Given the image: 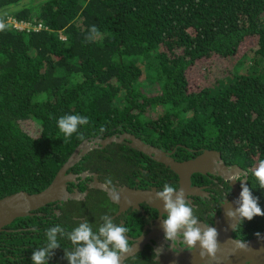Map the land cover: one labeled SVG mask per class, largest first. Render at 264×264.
Masks as SVG:
<instances>
[{"label":"trees","instance_id":"obj_1","mask_svg":"<svg viewBox=\"0 0 264 264\" xmlns=\"http://www.w3.org/2000/svg\"><path fill=\"white\" fill-rule=\"evenodd\" d=\"M31 1L0 0V12L25 25L4 23L0 30V197L41 190L73 148L92 136L138 133L164 149H215L253 169L264 159V0ZM249 35H256L257 47L244 73L187 91L188 65L211 54L232 55ZM150 86L155 92L148 95ZM156 106L157 115H143ZM65 114L89 123L66 137L57 126ZM129 154L130 147L110 142L84 159L102 173ZM48 205L38 209L45 217L15 218L33 228L24 230L26 239L17 233L9 241V253L23 249L13 246L19 241L32 256L47 244L42 231L77 227L60 220L66 213L100 219L112 212L106 195L92 188L82 201L55 205L58 217ZM5 260L0 254V264Z\"/></svg>","mask_w":264,"mask_h":264},{"label":"flooded vegetation","instance_id":"obj_2","mask_svg":"<svg viewBox=\"0 0 264 264\" xmlns=\"http://www.w3.org/2000/svg\"><path fill=\"white\" fill-rule=\"evenodd\" d=\"M121 133L122 132L115 135L119 136ZM131 134L143 141V135L138 133ZM95 137L100 138L99 136H92L85 139L90 140ZM115 143L119 146L130 147L131 154H129L127 159L118 157L112 162V164H108V167H110L108 172L97 173L96 171L89 169L90 163H87V165L85 164L87 158L84 159V156L87 155L90 150L95 148L89 149L84 153L82 158L80 157V159L68 169V171L75 174L84 172V178L81 180L78 179L76 184H74L73 181L67 183V190L69 191L71 188L78 189L79 184L82 183L83 188L78 190H86L88 193L89 189H91L88 188V185L92 180L91 173H95V178L103 183L105 179L109 177L112 179L113 185L121 196V201L119 203L111 201L106 193L102 191L107 197L108 207L112 209V212H109V216L113 218L114 223L127 227L128 232L126 233V238L129 240L130 246L133 245L132 254L130 253V255L122 258L121 264H156L153 250L157 248H163L161 255L156 258L159 261V264H223L221 257L217 260H209L208 258L201 259L199 256L197 257L198 251L196 248H181L183 246L179 243H177L175 247H170L171 241L165 240V233L162 228L163 218L166 217L167 214L166 211L163 208H160V210L157 207L150 205L145 200H136V196L129 194L128 190L146 191L153 188L157 191L162 190L165 183H168L177 189V174L162 163L154 161L147 155H144L137 149L131 147L127 144L128 140L126 138ZM146 144L154 146L162 151L171 152V158L179 161L193 158L203 150L210 149L205 147H194L178 151L176 148L180 146V144H175L167 149L162 148V146L157 143ZM121 150L122 148H120L119 153H121ZM215 151L219 153L221 163V167H219L220 169H212V167H209L205 172L192 173L189 177V191L185 194V199L190 203L194 215L199 220L198 224L201 227L204 224L214 227L217 221L222 218L221 213L223 207L232 203L230 206L234 209L236 206L234 202L239 198L242 190L241 183H244L249 187L253 196L258 198V205L261 207L262 211H264V188L259 186L257 178H255L250 171V169L253 168L248 165H239L234 162V160L231 161V158L226 153H221L218 150ZM91 157L93 158L92 154ZM99 162L105 163L106 161L102 159ZM81 166H84V168L80 169ZM106 167L107 165H103V168ZM236 172L241 174L238 177L239 180H245L230 182L229 178ZM71 200L79 202L84 200V198L82 200ZM125 200L128 201L127 204H125ZM55 205L49 204L48 206L53 208L51 209V213L58 217L59 210L55 208ZM105 213L106 212L99 214V216H103ZM33 215L45 217L47 211H39L30 216ZM96 218L97 220L94 219V223L102 224L101 219H99L98 216ZM88 219L89 213L88 215L85 214V216L83 214L78 215L66 213L60 218L62 221H69L74 224H77L80 220L88 221ZM14 220L3 226L0 230V254L6 259L3 264H33V262L28 261L31 257L30 251L27 249L28 246L21 245L19 241H16L17 243L13 244V246L17 248L23 246V249H21L20 252L17 251L14 255L8 252V249L11 248V243L9 241H12L14 237L17 236V233L26 239L30 233L25 234L24 230L27 228H33L31 226H19L18 223L23 225L25 224V220ZM89 223H91L90 219ZM229 223L232 224L233 222L229 221L227 217L224 228H227L228 230L230 229L231 238L247 241L254 238L256 233H259L264 228V216H254L252 220L245 219L236 226L234 224L233 226L235 227L230 226ZM97 229L98 227H93V231H96ZM71 230L70 227L65 228V231L70 232ZM46 232L42 231L40 234L41 239L42 235H46ZM222 233H224V231H222ZM222 235L223 237L226 236V234ZM57 238L61 247L53 250L54 254L50 257L48 264H68V261L64 258V249L71 250L73 245L72 243L66 245V237L61 238L58 234ZM241 264H254V262L251 263L244 260Z\"/></svg>","mask_w":264,"mask_h":264},{"label":"clouds","instance_id":"obj_3","mask_svg":"<svg viewBox=\"0 0 264 264\" xmlns=\"http://www.w3.org/2000/svg\"><path fill=\"white\" fill-rule=\"evenodd\" d=\"M4 25L0 23V30ZM91 33H96L97 29L93 25ZM89 119L79 114H65L58 118L57 126L66 137H71L76 133L78 126L87 125ZM257 178L259 186L264 188V159L258 162L254 169H250ZM239 172L233 173L229 178L232 181L239 180ZM104 186L109 189L110 197L115 202L121 201L118 190L113 185L112 179H105ZM241 192L239 198L234 202L237 205L234 209L229 207L225 215L229 221H235V226L245 219L252 220L254 216H264V211L258 205V198L254 197L249 187L241 183ZM155 199L162 201L163 208L166 211V217L163 218L162 228L165 233V240L171 241L170 247H175L177 243L181 248L195 249L199 242V257L201 259L210 258L217 260L219 244L217 241L218 232L214 227L204 224L202 227L198 224V218L193 213V208L185 199L183 190H177L174 186L165 183L162 190H157ZM128 201L125 200V204ZM225 203V202H224ZM102 224L93 231L91 223L87 220L78 221V226L70 232L65 231L60 225L51 227L46 232L47 244L44 247L36 248L31 256L33 264H48V260L54 254L53 250L60 248L58 234L61 238H67L73 245L71 250L64 249V258L68 264H121L124 255L133 250L129 240L126 238L128 229L126 226L116 224L113 218L107 214L100 217ZM233 226V224H230ZM260 238V234L256 233ZM235 248L242 251H249L250 247L246 240L235 239ZM163 248L153 250V256L156 259L161 255Z\"/></svg>","mask_w":264,"mask_h":264},{"label":"water","instance_id":"obj_4","mask_svg":"<svg viewBox=\"0 0 264 264\" xmlns=\"http://www.w3.org/2000/svg\"><path fill=\"white\" fill-rule=\"evenodd\" d=\"M123 138L128 140L127 144L131 147L174 171L178 176L177 190H183L185 194L189 191V177L192 173L205 172L209 167H212V169L217 168L219 170V167H221L219 153L215 150L206 149L193 158L182 161L174 160L170 156L171 152L162 151L154 146L148 145L128 132H122L119 136L111 134L100 138L95 137L90 140L84 139L73 148L66 160L59 166L52 179L44 188L33 193L18 190L0 197V230L15 218L30 216L36 212L38 213V209L47 204H60L61 201H66L67 199L82 200L87 194V191H79L76 188H71V190L68 191L67 183L73 181L74 184H76L78 179L81 180L84 178V172L75 174L68 171V169L89 149L100 148L110 142H118ZM90 175L92 176V180L89 183L88 188L104 191L108 198L113 201L110 197L109 189L104 186V183L95 178V173H91ZM128 193L135 195L136 200H145L158 209L163 208L162 201L155 199L156 191L153 188L146 191L128 190ZM231 204L232 203L223 207L221 213L222 218L218 220L214 226L218 232V259L221 257L223 264H241L244 260L251 263L254 262V264H264V228L259 232L260 238L255 236L254 238L247 240L250 247L249 251L245 252L235 248V239L231 238L230 229L228 230L227 228H224V224L227 220L225 212L231 207ZM230 224L231 223H229V225ZM232 224L234 225L235 221H233ZM222 231H224V233H222ZM222 234H226V236L223 237ZM196 250L198 251V257L200 251L199 242H197ZM128 255H130V253L124 255L122 258H125ZM208 259L212 260L210 258Z\"/></svg>","mask_w":264,"mask_h":264},{"label":"rangeland","instance_id":"obj_5","mask_svg":"<svg viewBox=\"0 0 264 264\" xmlns=\"http://www.w3.org/2000/svg\"><path fill=\"white\" fill-rule=\"evenodd\" d=\"M31 1V0H29ZM32 2V1H31ZM33 3V2H32ZM9 13V12H8ZM264 16V12L263 15ZM14 21L6 12H0V23L11 26H21ZM257 47L256 35L246 36L237 46L234 54L222 57L216 54H211L207 57H202L195 60L192 64L188 65L185 69L186 87L189 92H197L204 87H210L216 83V80L229 75L233 71L235 73H244L247 69L253 50ZM144 74L140 75L142 79ZM113 81V80H112ZM156 88V86H155ZM149 89V90H148ZM148 95L154 93L151 86L147 88ZM161 107L148 108L144 111L143 115L154 117L159 113ZM105 214L109 215V212ZM104 214V215H105ZM89 219L97 220L95 215H91ZM88 219V222H89ZM92 224H95L94 222ZM101 223L95 224L96 228ZM93 228V227H92Z\"/></svg>","mask_w":264,"mask_h":264},{"label":"built area","instance_id":"obj_6","mask_svg":"<svg viewBox=\"0 0 264 264\" xmlns=\"http://www.w3.org/2000/svg\"><path fill=\"white\" fill-rule=\"evenodd\" d=\"M14 23H17V22H14ZM19 24V23H18ZM20 25V24H19ZM22 26H25V25H21V26H16V27H22ZM38 27H39V25H38ZM37 28V27H36Z\"/></svg>","mask_w":264,"mask_h":264},{"label":"bare ground","instance_id":"obj_7","mask_svg":"<svg viewBox=\"0 0 264 264\" xmlns=\"http://www.w3.org/2000/svg\"><path fill=\"white\" fill-rule=\"evenodd\" d=\"M83 156V155H82ZM82 156H80L82 158Z\"/></svg>","mask_w":264,"mask_h":264}]
</instances>
